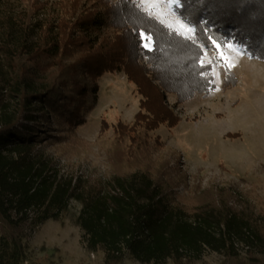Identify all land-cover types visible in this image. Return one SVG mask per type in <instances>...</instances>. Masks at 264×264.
<instances>
[{
  "label": "trees",
  "instance_id": "obj_1",
  "mask_svg": "<svg viewBox=\"0 0 264 264\" xmlns=\"http://www.w3.org/2000/svg\"><path fill=\"white\" fill-rule=\"evenodd\" d=\"M178 2L182 19L200 22L192 39L131 0H56L54 8L50 0H0V264H20L22 238L58 219L71 200L80 204L75 222L86 247L103 251L102 264H191L207 251L224 264H264V211L246 191L228 185L178 200L173 187L183 172L154 160L149 146L150 131L178 122L165 92L181 103L216 88L203 46L232 41L264 61V0ZM107 22L112 35L102 31ZM121 69L141 99L133 123L117 120L108 137L101 120L97 139L106 142L110 175L62 170L43 148V121L65 124L57 137L80 154L86 144L75 127L94 103L96 80ZM235 84L228 68L222 87Z\"/></svg>",
  "mask_w": 264,
  "mask_h": 264
},
{
  "label": "rangeland",
  "instance_id": "obj_2",
  "mask_svg": "<svg viewBox=\"0 0 264 264\" xmlns=\"http://www.w3.org/2000/svg\"><path fill=\"white\" fill-rule=\"evenodd\" d=\"M56 0H50L54 8ZM142 11L182 35L194 38L193 26L182 19L170 0H131ZM45 10L39 13V16ZM184 24V28L180 27ZM104 33H113L108 22ZM109 33V34H110ZM151 45L145 38L143 45ZM203 63L211 64V74L216 88L204 95L195 93L191 99L177 103L174 93L165 92V103L173 108L178 122L173 127L160 123L150 131V151L154 160L168 162L184 174V181L173 187L178 200L189 201L187 196L210 188L231 186L236 192H245L248 200L264 211V61L250 56L244 46L229 41L225 48L202 47ZM139 61L145 56L139 51ZM229 64L232 65L229 68ZM233 71L236 84L223 88L226 70ZM97 90L91 109L84 122L75 127L76 134L85 141V149L74 154L63 147L65 124L56 120L43 121L40 129L42 145L52 155L62 170L107 178L110 166L106 142L97 139L102 118L106 119L112 133L117 120L133 123L139 110L141 95L129 82L123 69L103 72L96 80ZM236 133L237 136H228ZM52 134L56 135L53 139ZM61 137H57V136ZM172 176L176 174L170 170ZM184 197V198H183ZM80 204L71 200L58 219H47L28 239L22 238L25 258L20 264H102L103 251L86 247L83 230L75 218ZM241 256L244 251L241 249ZM118 264L141 263L125 258ZM164 264H174L168 260ZM191 264H224L222 255L207 251L200 260Z\"/></svg>",
  "mask_w": 264,
  "mask_h": 264
},
{
  "label": "snow or ice",
  "instance_id": "obj_3",
  "mask_svg": "<svg viewBox=\"0 0 264 264\" xmlns=\"http://www.w3.org/2000/svg\"><path fill=\"white\" fill-rule=\"evenodd\" d=\"M170 2L175 4V11L178 12V13H180V14L183 16V13L181 12V8H180V4H179L178 0H170ZM199 23H200V22H196V23L193 25V27H198ZM180 27H181V28H184L185 26H184V24H180ZM186 30H187V31H192L193 28H188V29H186ZM140 35L143 36V33H141ZM149 39H150V37H149ZM213 43H215V41H213ZM144 47L147 48L148 45L145 44ZM217 47H219L218 44H217ZM231 67H232V65L229 64V68H231Z\"/></svg>",
  "mask_w": 264,
  "mask_h": 264
}]
</instances>
